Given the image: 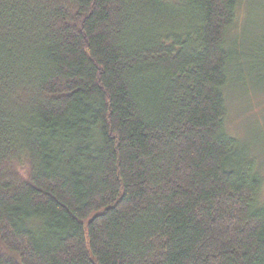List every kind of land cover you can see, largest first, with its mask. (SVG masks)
Returning a JSON list of instances; mask_svg holds the SVG:
<instances>
[{
  "label": "trees",
  "instance_id": "obj_1",
  "mask_svg": "<svg viewBox=\"0 0 264 264\" xmlns=\"http://www.w3.org/2000/svg\"><path fill=\"white\" fill-rule=\"evenodd\" d=\"M240 6L0 0V264H264Z\"/></svg>",
  "mask_w": 264,
  "mask_h": 264
},
{
  "label": "rangeland",
  "instance_id": "obj_2",
  "mask_svg": "<svg viewBox=\"0 0 264 264\" xmlns=\"http://www.w3.org/2000/svg\"><path fill=\"white\" fill-rule=\"evenodd\" d=\"M228 43L233 61L226 125L264 178V0H241Z\"/></svg>",
  "mask_w": 264,
  "mask_h": 264
}]
</instances>
